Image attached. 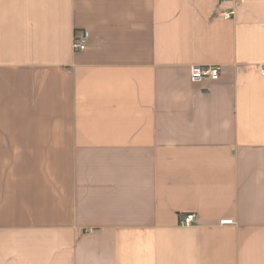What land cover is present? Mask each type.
Listing matches in <instances>:
<instances>
[{
	"label": "crops",
	"instance_id": "1",
	"mask_svg": "<svg viewBox=\"0 0 264 264\" xmlns=\"http://www.w3.org/2000/svg\"><path fill=\"white\" fill-rule=\"evenodd\" d=\"M263 71L264 0H0V264H264Z\"/></svg>",
	"mask_w": 264,
	"mask_h": 264
},
{
	"label": "built area",
	"instance_id": "2",
	"mask_svg": "<svg viewBox=\"0 0 264 264\" xmlns=\"http://www.w3.org/2000/svg\"><path fill=\"white\" fill-rule=\"evenodd\" d=\"M231 13L224 14V19L229 20L232 18ZM89 40V33L88 32H81L75 35L73 39L72 49L74 52H81L86 49L87 42ZM264 73V71H263ZM221 76V67L218 65H209V66H200L194 65L190 68V80L193 83H202L205 81L208 82H216L219 80ZM196 217L194 215L186 216L181 225L183 226H191L195 223ZM222 225H232L234 224L231 220H224L221 222Z\"/></svg>",
	"mask_w": 264,
	"mask_h": 264
}]
</instances>
